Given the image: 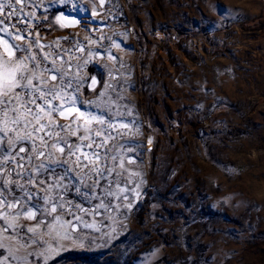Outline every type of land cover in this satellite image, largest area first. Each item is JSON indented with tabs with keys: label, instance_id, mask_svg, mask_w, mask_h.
<instances>
[{
	"label": "rangeland",
	"instance_id": "374dc122",
	"mask_svg": "<svg viewBox=\"0 0 264 264\" xmlns=\"http://www.w3.org/2000/svg\"><path fill=\"white\" fill-rule=\"evenodd\" d=\"M12 5L17 13L9 16L7 6L0 13V58L5 44L20 59L35 56L27 63L38 72L55 58L63 82L71 81L67 91L79 88L80 110L116 128L100 148L102 137L88 148L82 131L69 133L68 142L81 145L76 155L63 143V153L41 147L40 159L18 151L29 142L8 148L16 158L10 167L19 171L23 162L31 172L36 183L26 188L37 198L62 195L76 210L100 197L108 210L77 211L92 227L80 225L66 239L21 232L28 243L18 252L19 240L5 239L14 232L0 241L30 264H264V0H76L71 13L61 0ZM72 14L77 25L61 19ZM94 151L107 159L90 164L85 154ZM25 156L45 168H29Z\"/></svg>",
	"mask_w": 264,
	"mask_h": 264
},
{
	"label": "snow or ice",
	"instance_id": "6c2138e0",
	"mask_svg": "<svg viewBox=\"0 0 264 264\" xmlns=\"http://www.w3.org/2000/svg\"><path fill=\"white\" fill-rule=\"evenodd\" d=\"M61 2L71 6L69 8L70 13L76 6V0H61ZM16 3H21V0H16ZM101 3H103V0H101ZM6 6L11 9L8 13L9 16L19 11L13 7L12 0H7V5L5 0H0V13L3 12ZM61 19L67 21L68 24L77 23L71 15L68 17L62 15ZM0 24H3L2 20H0ZM62 26L65 25L62 24ZM8 35L11 36L12 33L9 32ZM15 38L23 39V36H16ZM4 47L5 58H0V133H3L6 139L0 138V221H3V225L0 226V233L10 231L15 233L14 236H5V239L9 241L19 240V247L16 249L18 252L19 248L25 247L28 243L21 236V232L31 233L32 237L46 234L49 238L66 239L71 236V231L77 230L80 225L92 227L82 216L77 214V211L85 214H95L99 208L107 211L108 206L100 197H92L100 200V203L93 206L92 209L77 205L76 210L72 206L66 208L67 202L63 200L62 195L54 197L49 194L37 198V193L30 192L26 188V184L35 185L36 183L31 172H25L26 165L23 162L17 165L19 171L16 170V167H10L11 161L16 158L11 155L8 148L15 152L17 151L15 145L21 141L29 142L31 144L30 148H25L21 144L18 151L32 152L37 159H40L45 155L41 151V147L57 149L63 153L64 148L60 147V144L63 143L70 149L69 155H76L81 150V145L69 143L66 138L69 133L77 135L82 131L84 134L79 136V139L89 140L90 143L85 145L88 148H91L93 143H97L96 137H102L103 139L97 143V148H100L109 139L114 138L109 129H115L116 125L111 122L105 125L103 116L93 114L91 111L83 112L80 110L78 105L84 104L85 101L80 100L77 96L79 88H73L71 93L67 91L72 87L71 81L67 84L63 82L65 72L62 71V66H57L55 58L51 60V68L44 66L43 71L38 72L36 71L38 65L27 63L28 60L35 61V56H25L24 59H20L19 56L12 53L9 45L5 44ZM51 55L46 54L44 59L49 60ZM45 73H51L50 81H57L59 76V82L50 83L49 79L45 78ZM37 81H40V86H37ZM72 113H76L77 116L70 124L57 123V118L68 119ZM77 121H83V123L78 124ZM93 123L103 127L94 129L90 127ZM121 127H127V125L122 124ZM21 129H23V135H21ZM41 133L43 134L41 135ZM48 156H52L51 151ZM89 156L91 157L89 159L90 164L93 161L99 163L101 159H107L106 155L101 157L98 151L85 154L86 159ZM19 159L20 161L26 160L27 166L33 168L36 172L45 168L43 162L34 165L31 156L20 157ZM76 163L81 167H88V164H80V156L78 155L76 156ZM120 167H123L122 163ZM49 171L54 172L55 169H49ZM90 171L95 172L98 177L106 176L104 167L93 165ZM13 173L14 175H12ZM10 176L12 178H9ZM20 179H24L25 184H21ZM39 183L43 184L44 181L41 180ZM55 187L59 188L60 184L57 183ZM46 191L51 193L52 188L50 187ZM106 195H114V193L109 190ZM58 209L61 210L60 213H58ZM65 212L73 219H65ZM21 218L35 221V226L26 227L20 224ZM77 221L79 224L76 223ZM4 248L7 249L8 256L0 259V264H8L9 257L14 259L17 264H30L26 256H17L10 246L0 241V249ZM55 252V248L48 249L49 254Z\"/></svg>",
	"mask_w": 264,
	"mask_h": 264
},
{
	"label": "bare ground",
	"instance_id": "6f19581e",
	"mask_svg": "<svg viewBox=\"0 0 264 264\" xmlns=\"http://www.w3.org/2000/svg\"><path fill=\"white\" fill-rule=\"evenodd\" d=\"M69 15H67V17H68ZM71 17L72 18H74L76 21H77V23H75V24H70V25H77L78 23H79V19H77L76 18V16H74L73 14L71 15ZM75 28V27H74Z\"/></svg>",
	"mask_w": 264,
	"mask_h": 264
}]
</instances>
